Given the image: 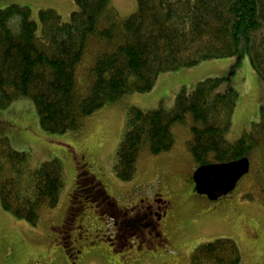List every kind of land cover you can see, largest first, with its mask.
<instances>
[{
    "label": "trees",
    "instance_id": "16d2710c",
    "mask_svg": "<svg viewBox=\"0 0 264 264\" xmlns=\"http://www.w3.org/2000/svg\"><path fill=\"white\" fill-rule=\"evenodd\" d=\"M137 3L136 13L121 18L109 9V0H76L69 23L54 10H42L40 26L28 8L12 5L0 10V111L29 98L44 132H77L106 105L129 94L152 92L162 75L235 59L227 76L208 78L189 92L183 88L171 110L131 109L113 173L121 182L132 181L141 153L159 156L171 151L172 128L188 118V151L197 168L250 160L256 151L264 155V118L238 140H228L239 99L233 78L243 58H249L264 83V0ZM87 54L92 64L84 91L77 76ZM260 165L264 169V161ZM61 171L55 160L30 173L27 154L0 139L3 209L36 226L43 207L58 206ZM25 173L34 177L30 188L22 185ZM240 263L239 249L228 239L203 244L190 258V264Z\"/></svg>",
    "mask_w": 264,
    "mask_h": 264
},
{
    "label": "rangeland",
    "instance_id": "374dc122",
    "mask_svg": "<svg viewBox=\"0 0 264 264\" xmlns=\"http://www.w3.org/2000/svg\"><path fill=\"white\" fill-rule=\"evenodd\" d=\"M12 5L30 9L32 20L38 22L39 26L38 15L42 10L56 11L65 23H69L71 14L76 10V0H0V10ZM109 9L117 12L121 18H127L136 13L138 3L137 0H109ZM15 26H18L17 21ZM84 60L77 78L85 91L86 74L92 64V56L87 54ZM236 63L235 59L209 61L195 69L162 75L166 77L158 79L152 92L129 94L106 105L86 118L77 132H44L35 104L29 98L21 99L0 111V139H8L14 151L27 154L30 173L44 163L55 160L62 168L58 206L55 209L43 207L36 226L15 218L3 209L0 201V264H71V252H67L62 244L65 231L61 226L67 211L73 206L77 209L80 207V193H75L76 167L79 162L78 159L76 163L75 158L79 156H86L85 163L89 165L86 170L118 204L125 201V205L132 196L139 199L146 193L157 191L178 206L175 221L183 223V237L180 238L178 234V238L173 240L171 252L159 262L190 264L192 254L201 245L228 239L234 241L239 249L240 264H264V204L261 203L264 200V169L260 165L264 155L261 151L253 153L250 158L251 171L239 182L235 191L213 205L206 197L194 193L193 177L198 168L188 151V143L192 139L190 118L185 124L172 128L174 146L171 151L159 156H152L147 151L141 153L132 181L121 182L113 173L117 150L123 141L131 109L171 110L183 88L189 92L208 78L225 77ZM233 87L239 99L228 135L230 142L238 140L253 124L260 123L264 118V83L253 70L248 57L243 58L237 66ZM33 183V175L25 173L22 176L25 188H30ZM245 196L255 197L249 200ZM216 207L215 213L212 210ZM83 215V211L74 213L75 224ZM75 230L77 227H70L68 236ZM102 247V251L109 252L107 245ZM127 254L113 251L107 261H103L100 255L87 254L81 264H139L129 261ZM142 264L155 262L147 260Z\"/></svg>",
    "mask_w": 264,
    "mask_h": 264
},
{
    "label": "flooded vegetation",
    "instance_id": "af4514ba",
    "mask_svg": "<svg viewBox=\"0 0 264 264\" xmlns=\"http://www.w3.org/2000/svg\"><path fill=\"white\" fill-rule=\"evenodd\" d=\"M75 159H79L75 193H80V207L77 209L73 206L68 210L61 226L65 231L62 244L67 248V252H71V264H81L87 254L100 255L103 261H107L113 251L128 253L127 259L131 262L142 264L150 260L155 264H163V261L158 260L164 259L171 252L173 240L178 238V234L180 238L183 237V223L175 221L178 206L157 191L146 193L139 199L132 196L136 199L130 197L132 200L125 205V201L118 204L86 170L89 167L85 163L86 156ZM81 170L84 172L81 173ZM216 210L217 207L212 211L216 213ZM78 211H83L84 215L75 224L74 213ZM73 226L77 227V230L68 236V230ZM78 241L85 243L80 244ZM193 243L194 241L191 244ZM104 245L110 249L109 252L102 251Z\"/></svg>",
    "mask_w": 264,
    "mask_h": 264
},
{
    "label": "water",
    "instance_id": "95a60500",
    "mask_svg": "<svg viewBox=\"0 0 264 264\" xmlns=\"http://www.w3.org/2000/svg\"><path fill=\"white\" fill-rule=\"evenodd\" d=\"M250 170L251 162L248 158L201 167L193 177L194 190L199 196L207 197L212 202L218 201L230 195Z\"/></svg>",
    "mask_w": 264,
    "mask_h": 264
},
{
    "label": "bare ground",
    "instance_id": "6f19581e",
    "mask_svg": "<svg viewBox=\"0 0 264 264\" xmlns=\"http://www.w3.org/2000/svg\"><path fill=\"white\" fill-rule=\"evenodd\" d=\"M75 161H76V163H77V160H76V159H75ZM76 168H77V167H76ZM76 170H77V169H76ZM76 173H77V171H76ZM76 175H77V174H76ZM76 177H77V176H76ZM54 243L58 244V242H53V244H54ZM50 244H51V243H50ZM53 244H52V245H53Z\"/></svg>",
    "mask_w": 264,
    "mask_h": 264
},
{
    "label": "crops",
    "instance_id": "0c3cea01",
    "mask_svg": "<svg viewBox=\"0 0 264 264\" xmlns=\"http://www.w3.org/2000/svg\"><path fill=\"white\" fill-rule=\"evenodd\" d=\"M165 75H167V74H165ZM162 77H166V76H161V77H159V80H160ZM162 79H163V78H162Z\"/></svg>",
    "mask_w": 264,
    "mask_h": 264
}]
</instances>
